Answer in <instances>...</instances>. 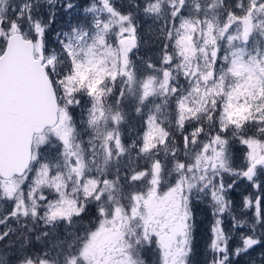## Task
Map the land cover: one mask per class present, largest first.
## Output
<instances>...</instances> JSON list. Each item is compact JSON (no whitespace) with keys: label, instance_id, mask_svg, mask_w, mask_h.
I'll return each mask as SVG.
<instances>
[{"label":"snow or ice","instance_id":"6c2138e0","mask_svg":"<svg viewBox=\"0 0 264 264\" xmlns=\"http://www.w3.org/2000/svg\"><path fill=\"white\" fill-rule=\"evenodd\" d=\"M40 4L0 0V241L14 264H149V251L193 264V206L208 197V264L264 244V0L133 3L162 42L139 65L134 12L94 0L91 27L58 34L56 50ZM130 114L142 131L128 141ZM241 179L251 223L232 213ZM226 214L249 229L234 248Z\"/></svg>","mask_w":264,"mask_h":264},{"label":"rangeland","instance_id":"374dc122","mask_svg":"<svg viewBox=\"0 0 264 264\" xmlns=\"http://www.w3.org/2000/svg\"><path fill=\"white\" fill-rule=\"evenodd\" d=\"M69 0H54L53 4H48L47 0H41L39 15L44 19H47L50 14H54L55 20L57 21L54 28L51 26V35H46L48 39V46L55 44L54 49L59 50L60 44L58 43L57 35L64 32H70L73 26L85 25L91 27V14L85 12V9L90 7L94 0H70L74 5L72 9H66L65 4ZM234 3L235 0H229ZM115 6L122 12L132 11L135 14V22L137 24V33L140 39V48L134 59H137L139 65L140 59L151 58L153 61L157 59V54L161 47V41L157 39L159 21H155L150 16L145 15L142 10L135 9L133 3H138L141 9L144 6V0H113ZM54 29V31H53ZM48 33V32H47ZM63 39V36L60 37ZM55 39V40H54ZM142 67V65H141ZM183 82V81H182ZM79 115V110H77ZM142 131V120L140 117L130 114L129 124L125 128V135L128 141L136 138L137 134ZM235 153V165L240 166L242 164V149L240 146L234 148ZM230 177H226V180ZM253 188L246 180H239L233 190L229 193L231 200L233 201L232 213L235 215L237 220H247L249 223L252 222V218L248 215L251 211H246L243 208V201L246 196L253 193ZM207 199L201 202L195 203L193 206V212L196 220V231H195V242H194V256L192 257L193 264H208V261L212 257L211 251L208 249V245L212 239L211 226L214 218L212 216L210 203H206ZM208 204V206H206ZM10 204H5V210L10 209ZM231 216L225 215V227L233 234V239L230 241L229 247L234 248L239 243V234L241 232L248 233V228H239L236 230L231 229L232 220ZM11 227L17 229L18 226L9 221ZM87 223V220L85 221ZM5 226L0 225V232H3ZM59 231L63 233V226L60 227ZM16 237L13 236L12 240L15 241ZM14 249L10 246L8 239L0 241V257L8 261V264H14L15 257L13 256ZM261 254H264V244L256 246L253 250H250L247 254L241 255L239 258H233L232 264H264V260H261ZM149 264H155V254L151 251L145 254Z\"/></svg>","mask_w":264,"mask_h":264},{"label":"trees","instance_id":"16d2710c","mask_svg":"<svg viewBox=\"0 0 264 264\" xmlns=\"http://www.w3.org/2000/svg\"><path fill=\"white\" fill-rule=\"evenodd\" d=\"M57 21L55 20V22L51 25L52 26V28H54L55 26H57L56 23ZM52 28H50V30L48 31V33H47V35H51V32H52ZM53 31H54V29H53ZM48 39H49V37H47L46 38V40H47V42H48ZM55 40V39H54ZM56 47V45L55 44H53V45H51V48H55ZM207 199V198H206ZM210 200V197H208V200H206V203H208V201ZM206 206H208V204H206ZM230 219H231V217H230ZM232 220V219H231Z\"/></svg>","mask_w":264,"mask_h":264},{"label":"flooded vegetation","instance_id":"af4514ba","mask_svg":"<svg viewBox=\"0 0 264 264\" xmlns=\"http://www.w3.org/2000/svg\"><path fill=\"white\" fill-rule=\"evenodd\" d=\"M248 216L252 218V215L251 214H249Z\"/></svg>","mask_w":264,"mask_h":264}]
</instances>
